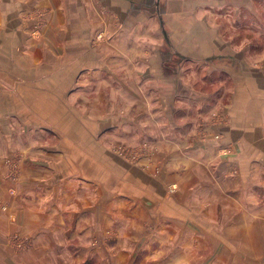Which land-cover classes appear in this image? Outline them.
I'll use <instances>...</instances> for the list:
<instances>
[{
  "label": "rangeland",
  "instance_id": "rangeland-1",
  "mask_svg": "<svg viewBox=\"0 0 264 264\" xmlns=\"http://www.w3.org/2000/svg\"><path fill=\"white\" fill-rule=\"evenodd\" d=\"M256 4V22L244 17L247 8L235 13L229 8L222 14L225 28L237 30L233 44L246 45L248 57L261 58L264 1ZM20 7L0 5V260L264 264V165L259 157L256 165L231 167L224 147L213 154L205 147L201 160L207 167L200 176H213L219 192H203L199 202L180 195L178 181L168 184L169 175L178 171L163 169V148L176 142L169 135V121L175 129L184 118L190 130L201 117L211 116L207 122L201 120L203 127L215 124L212 137L216 142L224 139L218 124L227 97L219 72L211 76L202 61L187 60L181 75L202 94L175 99L170 92L167 102L163 78L155 75L162 64L159 19L141 16L138 39L136 29L132 32L136 21L130 20L128 30L121 31V18L109 10L108 19L93 14L91 47L97 51L86 54L82 41L80 52L68 53L60 66L36 65L29 71L25 59L34 49L25 45L21 53L17 47L24 44L21 28L29 29L36 19L19 16ZM6 8L13 14L4 19L1 11ZM212 11L213 28H218L222 15ZM183 13L192 16V11ZM233 13L243 18L233 23ZM176 16L172 12L164 19ZM189 20L182 18L177 31L202 33ZM134 48L144 57L135 58ZM34 54L38 58L40 53ZM128 55L130 59L123 61ZM56 76L61 79L60 95L67 98L61 101L60 115L48 106L55 102L46 99L49 94H38L55 91L51 81ZM22 86L25 93L17 90Z\"/></svg>",
  "mask_w": 264,
  "mask_h": 264
},
{
  "label": "crops",
  "instance_id": "crops-1",
  "mask_svg": "<svg viewBox=\"0 0 264 264\" xmlns=\"http://www.w3.org/2000/svg\"><path fill=\"white\" fill-rule=\"evenodd\" d=\"M165 1L163 3L161 0H0V5L10 7L13 5L14 8L15 5H21L20 10L17 11L19 16L22 17L24 14L27 17L31 16V19H36L29 24V29L21 28L20 37L24 44L20 46L18 44L17 47L21 53L25 45L34 49H29V58L25 59L29 71H32L36 65L60 66L66 60L68 53L75 55L80 52L82 41L86 54L97 51L91 47L92 39L95 36V30L93 31L92 27L93 14L104 20L108 19L105 13L109 10L111 14L121 18V31L123 29L128 30L129 21L135 20L136 25L133 26L132 32L136 29L138 39H140L142 32H139V29L143 25V22H139L141 16L149 15L148 18L151 20L159 19L162 42L158 46L161 47L158 53L161 55L159 58L162 64L156 69L155 75L163 78L160 83L162 82V88L167 92L168 97L165 99L167 102L171 98L170 92H173L175 99L199 98L202 94V92L189 86L190 83L186 81V77L181 75L183 64L187 60H193L196 63L202 61L211 76L213 73L219 72L222 84L220 88L225 91L224 97H227L224 106L222 105V123L218 124L224 139L216 142L215 138L212 137L215 133V124L203 127L204 122H207L211 116L201 117L195 127L190 130L184 126L185 123L188 124L187 121H183L184 118L180 119L182 124L177 122L175 129L171 121L168 123L171 125L169 135L176 142L175 146L163 148V154H165L163 169L165 172H178L172 173L166 180L168 184L178 181L180 184L179 194L187 197L189 195L192 202L203 192H219V182L214 180L213 176L212 178L210 175L200 176L199 171L205 170L207 167V162L201 160L205 147H209L208 150L211 154L217 153L218 147H224L226 152H230L225 156V160L231 167H234L235 164L237 166L238 164L239 166L243 165L245 162L247 165H256L259 162L256 160L257 157L262 160L264 165V50H261L263 53L262 56L260 55L261 58L255 55L249 56L251 57L249 58L248 50L250 48L245 47L246 45L233 44L234 42L231 41L235 38L232 33H236L237 30L229 31L225 28V16L222 14L229 8H232L234 13L247 8L244 17L253 21L256 18L255 7L258 5L256 3L264 0H246L244 2L241 0H183V2H175V4L171 0ZM22 6H24L23 10ZM212 10H220L222 15L219 17L220 19H217L218 28H213ZM183 11H192V16L188 17V13L180 14ZM1 12V17L4 19L10 17L8 13L13 14V11L7 8ZM172 12L179 16L168 20L164 19L166 15ZM184 17L186 20L192 18L189 21L193 20L194 24L199 25L202 33L193 31L189 32L191 34H185L177 31V29H181L182 18ZM232 17L234 18L233 23H237L236 21H240L239 19L243 18V15L234 14ZM81 20L83 23L79 24ZM112 28L113 19L108 21V31ZM124 38L123 35V41ZM122 45L126 46L125 43ZM129 50L131 51L130 46ZM35 51L40 53L38 58H35ZM132 51L135 58L144 57V52L135 53V48ZM31 54L32 58H30ZM69 59L72 60L71 57ZM129 59L130 55L127 59L123 58V61L126 60L127 62ZM177 74H179L178 77ZM22 81L31 82L27 79ZM19 83L21 84V82ZM51 83L55 85L57 90L55 88V91L51 93L45 91L46 93L38 94L50 95V98L46 97V99L55 102L48 106L50 109H55V115H58L61 101L67 98L65 99L64 95L59 93L60 76L53 77ZM160 83L158 81L157 84ZM160 88L158 87V89ZM17 90L22 92L23 86ZM181 101L179 100V103ZM181 104L183 103L181 102ZM178 112L179 110L176 108V114ZM186 139L187 142H185ZM197 159L201 161H197ZM217 163L216 160L215 164L217 165ZM210 165L216 167L212 162ZM204 173L203 171L202 174ZM197 201L199 202L200 199L198 198ZM5 259L7 260L4 262L0 260V262L8 264V260H11L6 257Z\"/></svg>",
  "mask_w": 264,
  "mask_h": 264
}]
</instances>
